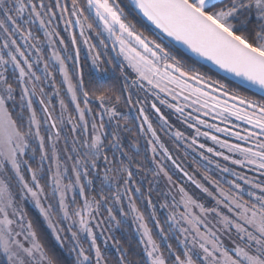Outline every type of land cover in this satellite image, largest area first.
Instances as JSON below:
<instances>
[{"label": "snow or ice", "instance_id": "1", "mask_svg": "<svg viewBox=\"0 0 264 264\" xmlns=\"http://www.w3.org/2000/svg\"><path fill=\"white\" fill-rule=\"evenodd\" d=\"M0 264H264V0H0Z\"/></svg>", "mask_w": 264, "mask_h": 264}, {"label": "trees", "instance_id": "2", "mask_svg": "<svg viewBox=\"0 0 264 264\" xmlns=\"http://www.w3.org/2000/svg\"><path fill=\"white\" fill-rule=\"evenodd\" d=\"M127 240L130 241V242H134V239H133L132 236H128V237H127Z\"/></svg>", "mask_w": 264, "mask_h": 264}]
</instances>
